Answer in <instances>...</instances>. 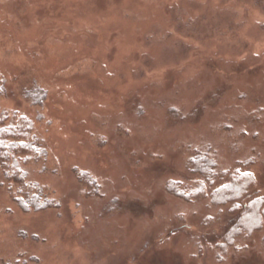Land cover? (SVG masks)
I'll use <instances>...</instances> for the list:
<instances>
[{"label": "rangeland", "instance_id": "rangeland-1", "mask_svg": "<svg viewBox=\"0 0 264 264\" xmlns=\"http://www.w3.org/2000/svg\"><path fill=\"white\" fill-rule=\"evenodd\" d=\"M1 86L57 207L21 209L0 168V264H264V230L227 244L239 212L211 200L235 170L241 206L264 195V0H0Z\"/></svg>", "mask_w": 264, "mask_h": 264}, {"label": "trees", "instance_id": "trees-1", "mask_svg": "<svg viewBox=\"0 0 264 264\" xmlns=\"http://www.w3.org/2000/svg\"><path fill=\"white\" fill-rule=\"evenodd\" d=\"M2 92H5L4 86L0 87V94ZM45 94L44 90L36 88L31 97L34 101L42 102ZM33 132L34 123L28 117L19 115L17 112H0V168L3 169L9 180L25 187L24 196L20 195L14 200L26 212L57 207L55 200L46 195L47 187L41 186L37 182L25 184L28 172L22 168L23 165L31 160L39 162L47 153L41 140L36 135H32ZM192 160L193 172L205 178L210 184H214L221 174H227L225 171L219 173L217 159L208 152L197 153ZM229 178L227 183L215 188L211 193L212 204L216 206L231 205V213L239 212L237 221L224 237V242L227 244H231L237 237L245 233L249 236L256 231L264 230V195L251 199L245 206L238 203L248 195L249 190L256 184V176L249 171L235 170L229 175ZM199 188L202 193H206L204 185ZM170 190H174L178 196L191 195L180 182H172Z\"/></svg>", "mask_w": 264, "mask_h": 264}]
</instances>
